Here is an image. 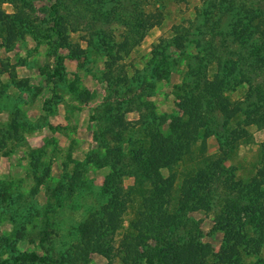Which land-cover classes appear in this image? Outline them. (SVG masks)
Here are the masks:
<instances>
[{
    "label": "rangeland",
    "instance_id": "obj_1",
    "mask_svg": "<svg viewBox=\"0 0 264 264\" xmlns=\"http://www.w3.org/2000/svg\"><path fill=\"white\" fill-rule=\"evenodd\" d=\"M218 1L62 0L57 5L55 0H0V264H168L175 259L189 264L181 259L188 252L179 255L187 238L198 248L207 244L219 250L224 233L217 215L226 211L227 199H216L207 212L191 211L186 227L156 244L149 231L131 223L138 209L130 207L128 193L134 186L138 196L141 180L128 174L119 181L124 194H118L127 207L119 226L103 232L104 253L86 255L78 244L80 223L107 203L99 196L101 186L111 181V168L101 164L102 157L106 154L115 166H137L130 161L137 152L141 158V146L133 142L141 140V117L155 111L157 126L163 114L166 129L170 116L180 115L176 86L185 80L193 87L187 68L203 57L210 79L219 66L234 62L228 78L233 84L238 80L233 76L260 64L264 48L257 30L264 32V0H223L221 12L213 7ZM141 12L159 19L141 30ZM16 13L32 23L13 24L11 33L7 22ZM98 35L104 36V48L87 43ZM179 37L189 42L188 56L168 47ZM168 50L179 59L176 65L169 63ZM144 68L154 72L152 88L141 89ZM260 71L264 66L250 81L261 82ZM248 87L242 81L224 94L244 105ZM248 130L251 142L239 144L226 161L237 166L243 180L255 172L264 142V128ZM206 144L207 152L217 150L214 137ZM142 181L147 193L152 185ZM47 204L51 207L39 216ZM37 229L46 235H33ZM250 244L241 245L232 264L234 259L264 264V242Z\"/></svg>",
    "mask_w": 264,
    "mask_h": 264
},
{
    "label": "trees",
    "instance_id": "obj_2",
    "mask_svg": "<svg viewBox=\"0 0 264 264\" xmlns=\"http://www.w3.org/2000/svg\"><path fill=\"white\" fill-rule=\"evenodd\" d=\"M61 2L62 0H55L57 5ZM222 2L223 0H219L213 3L215 5L213 7L219 12L223 9ZM51 10L56 15L57 11L54 8ZM11 18L14 20L7 22V27L9 29L11 27V33L14 32L13 24L30 27L32 23L17 13ZM158 19L159 16L156 14L145 16L141 12V30H145ZM56 26H59L57 22ZM257 31L259 43L264 48V32ZM180 37L172 41L173 45L168 47L170 49L173 47L181 52V55L188 56L189 42L185 44L184 38ZM103 38L104 36L98 35L87 43L89 46L93 44L92 47L96 49L104 48ZM167 53L172 60L169 63L176 65L179 59L174 57L172 50L170 52L168 50ZM239 58L242 59L240 56ZM202 60L203 57L198 58L195 65L191 64L194 67L187 68L185 72L186 77L193 79L192 89L187 87L185 80L176 86L180 92L176 103L181 112L180 115L170 116L166 129L161 126L168 118L163 114L159 115L161 122L157 126L155 123L158 115L155 111L151 110L145 119L144 116L141 117V140L138 138L133 140L136 145L141 146L139 148L141 158L136 151L130 161V164L137 165L135 168L126 164L115 166L106 154L102 157L101 161L104 162L101 164L111 168V181L107 180L100 190L102 196L99 197H104L107 203L102 204L97 211L90 213L80 223L81 234L78 244L86 255L89 251L104 253L103 232L109 228L115 230L122 220L127 206L125 200L120 199L118 194H124V189L119 183L125 174L135 178V181L141 180V193L135 196L134 186L128 193L130 207L131 204H136L138 209L131 223L135 228L141 225L149 231L156 244L168 240L178 229L186 227L190 221L191 211L201 209L207 212L216 199L223 197L228 200L226 211L217 215L219 229L224 233L221 247L218 251L208 248L207 244L198 248L193 246L190 238H187L181 246L179 255L188 252L189 256L181 259H187L189 264H200V261H203V264L204 262L211 264L208 257L214 258L217 262L226 261V264H232L231 258L238 254L243 243L259 245L264 242V142L259 144L257 159L254 164L252 163L255 172L247 177L249 179L243 180L238 176L236 165L226 164V161L236 153L239 144L251 142L248 130L250 126L264 128V73L259 72L262 75L261 82L250 81L258 73V69L261 70L264 66V55L258 59L260 64L253 65L246 75L233 76L238 77L237 82L233 84L228 78L235 72L234 62L224 63L221 66L225 69L223 72L219 66L209 79L206 70L202 68L207 59ZM60 67L61 65L58 66ZM58 68L53 71V75L59 73ZM152 73L154 72L151 69H141V89L144 86L145 88L154 86L155 78ZM242 81L249 83L247 102L244 105L242 102L228 100L224 94V91L234 89ZM144 105L147 106V102H144ZM128 123L125 122L126 127ZM118 124L122 125L124 122L119 120ZM209 136L214 137L217 145V150L213 153L207 152L206 139ZM135 149L136 146L132 147L131 151ZM162 170L166 171V175H163ZM142 179L152 185V189L147 193L143 191ZM56 203L61 206L60 198ZM49 207H51L49 204L45 205L43 213L38 212V215H44ZM40 221L48 222L44 218ZM46 233L45 230L37 229L33 235L40 236ZM127 247L129 249V246H125V249ZM246 251L248 253L253 250L247 248ZM178 261L180 260L175 259L168 264H179ZM233 264H237L236 259Z\"/></svg>",
    "mask_w": 264,
    "mask_h": 264
}]
</instances>
